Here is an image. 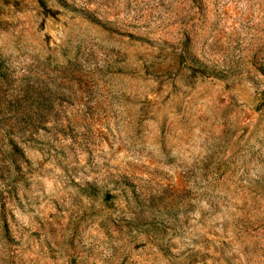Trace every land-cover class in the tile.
Segmentation results:
<instances>
[{
    "label": "rangeland",
    "instance_id": "rangeland-1",
    "mask_svg": "<svg viewBox=\"0 0 264 264\" xmlns=\"http://www.w3.org/2000/svg\"><path fill=\"white\" fill-rule=\"evenodd\" d=\"M0 264H264V0H0Z\"/></svg>",
    "mask_w": 264,
    "mask_h": 264
}]
</instances>
